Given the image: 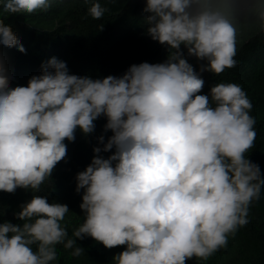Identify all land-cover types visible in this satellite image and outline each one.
Listing matches in <instances>:
<instances>
[{
	"label": "clouds",
	"instance_id": "9594fccd",
	"mask_svg": "<svg viewBox=\"0 0 264 264\" xmlns=\"http://www.w3.org/2000/svg\"><path fill=\"white\" fill-rule=\"evenodd\" d=\"M115 2V0H112ZM53 0H3L9 14L47 12ZM193 4L201 10L193 15ZM109 9L98 0L87 15L100 20ZM151 38L170 48L164 63L132 65L122 77L92 79L69 73L52 57L27 86L11 87L0 54V191L39 192L67 144L80 129L95 131L100 117L113 135L94 148L77 174L86 218L72 237L105 248L124 246L115 264H186L208 260L250 223L252 203L264 178L246 158L257 138L253 103L242 85L221 82L209 95L205 81L184 56L207 60L203 70L222 74L236 67L237 32L210 0H146ZM103 25L99 26L102 30ZM0 45L26 49L0 19ZM114 153L104 158L102 152ZM69 207L34 195L15 214L23 225L0 223V264H53L57 245L84 253L64 224ZM36 245L38 250H33Z\"/></svg>",
	"mask_w": 264,
	"mask_h": 264
},
{
	"label": "trees",
	"instance_id": "16d2710c",
	"mask_svg": "<svg viewBox=\"0 0 264 264\" xmlns=\"http://www.w3.org/2000/svg\"><path fill=\"white\" fill-rule=\"evenodd\" d=\"M95 0H53L47 11L33 14H9L3 10L0 0V19L11 25L19 41L26 49L0 45V54L6 62L11 87L27 86L33 75L42 73V64L56 57L67 64L70 74L92 79L108 76L122 77L132 65L143 62L164 63L169 58V46L155 41L148 34L147 17L144 11L146 0H98L109 9L100 20L87 15ZM212 9L218 10L234 25L237 32V65L222 74L203 70L207 60L189 56L187 48L181 49L185 58L205 81L200 94L209 95L213 86L221 82L242 85L253 103L250 113L256 119L257 138L255 146L246 158L256 163L264 178V0H210ZM201 7L193 4L189 11L195 15ZM103 25L102 30L99 26ZM107 118L95 121V131L85 135L80 129L75 141H65L67 156L59 162L52 176L41 186L39 192L18 188L15 193L0 191V223L11 222L23 225L16 213L34 195L46 197L49 203H62L69 207L64 224L69 237L76 239V246L84 253L73 257L72 250L57 245L58 259L53 264H115L114 256L125 250L124 246L105 248L91 237L83 240L72 237L73 229L86 218L81 209L84 190L77 193V174L86 170L95 155L94 148L103 145L98 138L104 135L105 142L113 133L105 132ZM102 152L104 158L114 153ZM250 223L229 238L228 247L221 249L208 260L193 257L186 264H264V187L261 197L254 201L249 211ZM33 250L37 251L36 245Z\"/></svg>",
	"mask_w": 264,
	"mask_h": 264
}]
</instances>
